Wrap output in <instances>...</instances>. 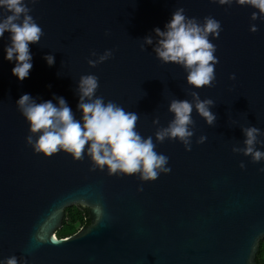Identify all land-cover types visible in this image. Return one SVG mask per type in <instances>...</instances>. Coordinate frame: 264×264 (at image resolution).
I'll use <instances>...</instances> for the list:
<instances>
[{
    "label": "water",
    "instance_id": "obj_1",
    "mask_svg": "<svg viewBox=\"0 0 264 264\" xmlns=\"http://www.w3.org/2000/svg\"><path fill=\"white\" fill-rule=\"evenodd\" d=\"M25 3L44 35L29 45L33 67L23 81L12 75L15 61L4 58L10 34L0 38V262L15 256L18 264H257L264 240V172L258 170L264 161L253 163L232 148L243 147L241 128L264 132V20L250 18L258 10L214 0ZM177 8L200 22L206 16L220 22L219 36H209L219 61L212 87L192 88L182 66L162 63L152 51L153 29L165 30ZM8 14L0 8V17ZM253 24L255 33L249 31ZM148 35L153 45L141 50ZM105 50L112 57L90 67L87 61L97 58L90 53ZM46 55L54 56L52 66ZM86 74L99 78L96 95L105 103L138 114L136 131L151 136L155 151L169 158V173L142 182L135 175L109 176L107 168L90 171L86 154L73 161L64 152H33L16 101L23 94L37 103L63 97L80 119L75 89ZM190 91L213 100L215 123L207 125L193 110L191 151L175 139L156 142L157 129L174 118L170 101H191ZM201 135L207 139L197 144ZM256 148L264 151V144ZM70 207L86 208L89 224L57 238Z\"/></svg>",
    "mask_w": 264,
    "mask_h": 264
},
{
    "label": "clouds",
    "instance_id": "obj_2",
    "mask_svg": "<svg viewBox=\"0 0 264 264\" xmlns=\"http://www.w3.org/2000/svg\"><path fill=\"white\" fill-rule=\"evenodd\" d=\"M35 3L36 0H28ZM219 5H231L235 2L239 6H251L258 10L251 14V20H264V0H214ZM0 8L10 13L0 17V38L9 33V41L4 48L5 59L15 61L12 75L19 81L29 76L33 65L30 44H39L44 35L43 29L29 14L31 9L25 0H0ZM183 8H177L164 29L154 28L155 44L152 48L156 58L162 63H174L186 71L187 85L194 89L212 87L215 81V65L219 62L214 55L216 45L210 42L209 36L217 38L221 31L220 22L211 16L203 18V22L196 18H188ZM255 24L249 28L250 32L257 31ZM107 35V33H106ZM144 45H153V36L143 38L141 50ZM96 59L87 61L90 67L110 59L112 50H105L97 56L95 51L90 53ZM45 61L49 66L54 64V56L46 55ZM229 79H235L232 75ZM99 78L94 74L81 75L75 89L78 95L77 109L81 112L80 119H76L72 109L63 97L54 96L52 100L37 103L30 94H23L16 106L29 125L26 143L31 146L34 153L50 157L59 152L70 155L73 161H81L85 154L90 158V171L107 168L109 176H138L142 182H151L158 179L161 173L171 171L167 167L169 158L155 151L156 144L151 136L144 138L136 131L139 116L135 112H126L124 108L109 100L105 103L102 96H97ZM189 100L172 99L168 111L173 119L167 127L158 128L155 132L156 142L162 143L165 139L178 140L185 148L191 151L192 137L194 135L195 112L209 126H212L217 117L210 111L214 106L211 99L201 100L196 91L187 93ZM158 119L153 124H158ZM243 133V147H233L234 153H242L251 157L253 163L264 161V151L257 150V144H264L258 137L264 132L255 126L241 128ZM38 134V135H37ZM36 137L33 140V137ZM207 139L201 135L197 144ZM87 151L85 153V146ZM241 169L245 167L240 163ZM258 171L264 172V168ZM138 188L137 191H142ZM99 213V207L96 209ZM99 219V216H97ZM40 239V235L36 236ZM53 242H57L55 238ZM0 264H18L17 257L11 256ZM21 264L23 262L21 261Z\"/></svg>",
    "mask_w": 264,
    "mask_h": 264
},
{
    "label": "trees",
    "instance_id": "obj_3",
    "mask_svg": "<svg viewBox=\"0 0 264 264\" xmlns=\"http://www.w3.org/2000/svg\"><path fill=\"white\" fill-rule=\"evenodd\" d=\"M88 210L81 207H70L65 210L63 226L55 235L57 238H66L74 234L80 227L88 225ZM256 263L264 264V240L260 241L256 255Z\"/></svg>",
    "mask_w": 264,
    "mask_h": 264
}]
</instances>
